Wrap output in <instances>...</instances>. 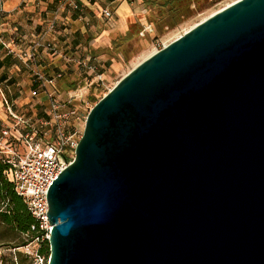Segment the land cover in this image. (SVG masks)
<instances>
[{
    "label": "water",
    "instance_id": "obj_1",
    "mask_svg": "<svg viewBox=\"0 0 264 264\" xmlns=\"http://www.w3.org/2000/svg\"><path fill=\"white\" fill-rule=\"evenodd\" d=\"M46 198L47 264H264V0L122 75Z\"/></svg>",
    "mask_w": 264,
    "mask_h": 264
},
{
    "label": "built area",
    "instance_id": "obj_2",
    "mask_svg": "<svg viewBox=\"0 0 264 264\" xmlns=\"http://www.w3.org/2000/svg\"><path fill=\"white\" fill-rule=\"evenodd\" d=\"M65 3L73 9L79 7L75 0H64L60 6H64ZM0 13H3L1 4ZM102 14L107 19L112 15L106 8L102 10ZM56 19L55 14L48 20L50 29L54 28ZM4 25L9 31L12 27L7 23L0 24V43L8 48L3 37ZM152 33L151 24L141 25L139 31L141 36H150ZM165 45L163 42L154 45V52ZM43 48L58 53L52 42L35 37L28 53L24 55L25 57H20L26 66H30V70L41 83L39 87L30 91V101L25 104L29 107L40 105L38 111L29 112L28 109L25 113L19 111L18 102L12 96L11 86L7 81L0 80V163L5 167L3 171L5 178L13 185L14 191L23 199L35 219L37 228L42 233L40 239L48 240L51 224L46 215L47 190L61 170L72 161L81 136V130L77 125L86 116H82L73 105L75 91L64 96L58 88L57 82L63 75L62 71H58L52 77H46L35 67L40 56L39 50ZM8 53L13 51L8 48ZM77 62L87 71L95 72L96 65L91 62V56L78 59ZM95 76L101 79L102 74L95 73ZM40 91L43 92V98L38 95ZM31 229H35V225H32ZM40 239L36 237L24 246L28 248ZM24 252L29 254L31 264L48 262V257L39 251V245L32 251L26 249Z\"/></svg>",
    "mask_w": 264,
    "mask_h": 264
},
{
    "label": "crops",
    "instance_id": "obj_3",
    "mask_svg": "<svg viewBox=\"0 0 264 264\" xmlns=\"http://www.w3.org/2000/svg\"><path fill=\"white\" fill-rule=\"evenodd\" d=\"M64 0H0L3 13H0V24L7 23L12 27L9 31L5 25L3 37L8 48L25 55L32 46L34 38H41L52 42L58 53L48 49L39 50V59L36 68L46 77H52L58 71L63 75L58 79L57 86L63 88L71 79L79 78L81 66L78 59L91 56L94 62V49L103 43L109 42L110 31L126 30L128 19L142 16L146 12L144 0H75L77 9L71 8ZM111 11L107 19L102 10ZM56 14L57 19L53 29L49 28L48 20ZM105 21H103V18ZM12 29L15 34L12 35ZM12 31V32H11ZM13 37V38H12ZM13 39V40H12ZM8 48L0 43V61L8 55ZM11 55V56H10ZM23 57V56H22ZM34 68V67H32ZM20 68L14 60L9 64L4 62L0 66V80L7 81L13 91V97L21 104V112L38 111L41 106L25 105L30 101V95L24 92V86L30 84L33 88L41 85L33 73L28 71L18 73ZM43 98V92L38 94ZM24 108V109H23Z\"/></svg>",
    "mask_w": 264,
    "mask_h": 264
},
{
    "label": "rangeland",
    "instance_id": "obj_4",
    "mask_svg": "<svg viewBox=\"0 0 264 264\" xmlns=\"http://www.w3.org/2000/svg\"><path fill=\"white\" fill-rule=\"evenodd\" d=\"M232 1L234 0H198L195 4L191 5V10L188 13V16L178 21L177 19L175 20L167 18L165 21L168 22V24L160 26L150 23L148 11L144 12V18L141 15L134 16L131 21H138L140 25H152L153 33L150 36H141L139 33L134 36L128 43L127 55L119 53L118 56L112 58H109L106 54L97 55V58L94 60L96 65L95 72H89L85 68L81 67V69L78 70L79 78L71 79L69 82H67V84H65L63 88L59 86L58 88L64 96L71 91H75L76 98L73 100V105L78 109V112H80L82 116H86L89 109L94 105L91 102L92 95L99 99L122 75L131 69L137 62L142 60L147 54L153 52L154 45L159 43L161 44L162 42H170L172 38L174 39V37L177 35H181L185 28L196 24L206 16L210 15L212 12L222 8ZM103 21H105L104 18ZM122 30V32H125L124 28ZM107 45H109V42L101 44V46ZM12 54L15 57L13 60L18 63L20 68L18 73L25 71L33 73V71L30 70V66L28 67L22 62L20 57L25 56L22 55L21 52L15 50ZM95 73H101V79H98L95 76ZM73 85L77 87L74 90L71 89ZM32 89L33 87L30 84H26L23 90L29 95ZM17 109L22 110L20 103H18ZM24 110L25 113L26 109ZM84 120L85 119L82 118L77 125L81 132L84 125ZM0 206L4 208V205ZM21 240H27V236L23 233H18V235L10 242V244L0 245V264H15L16 260L20 264L18 252L23 255V264H30L29 254H27L28 257H25L24 251L26 249L29 251L34 250L37 246L36 242H33L28 248L23 245L16 246L18 248H15L16 250H14L13 245H18Z\"/></svg>",
    "mask_w": 264,
    "mask_h": 264
},
{
    "label": "trees",
    "instance_id": "obj_5",
    "mask_svg": "<svg viewBox=\"0 0 264 264\" xmlns=\"http://www.w3.org/2000/svg\"><path fill=\"white\" fill-rule=\"evenodd\" d=\"M198 0H144L146 4V11L150 16V23L157 26L168 24L165 20L177 19L182 20L188 16L191 5L195 4ZM132 17L128 19L129 25L125 32L118 29L109 32V45L99 46L94 49V56L106 54L109 58L118 56L119 53L127 55L128 43L131 39L136 36L141 25L138 21H131ZM172 25V24H171ZM6 55L1 61L0 66L7 62L8 64L12 62ZM77 87L73 85L71 89H76ZM98 98L93 95L91 97V102L94 104ZM5 167L0 163V205H4V208L0 206V245L10 244L12 240L18 235V233H23L27 236V240H21L18 245H13L14 250L19 245H27L31 243L36 237L42 234L38 230L36 221L27 209L23 199L17 195L13 189V185L5 178L3 171ZM35 225V229H31V226ZM39 245V251L48 256L49 253V243L47 239H40L36 242ZM20 258V264H23L22 254L18 252ZM25 257L28 255L25 253ZM30 264L31 258L29 257ZM15 264H19L17 260Z\"/></svg>",
    "mask_w": 264,
    "mask_h": 264
},
{
    "label": "bare ground",
    "instance_id": "obj_6",
    "mask_svg": "<svg viewBox=\"0 0 264 264\" xmlns=\"http://www.w3.org/2000/svg\"><path fill=\"white\" fill-rule=\"evenodd\" d=\"M225 6H226V5H225ZM223 7H224V6H223ZM220 9H221V8H220ZM218 10H219V9H218ZM216 11H217V10H216ZM214 12H215V11H214ZM214 12H212V13H214ZM212 13H211V14H212ZM208 16H209V15H208ZM206 17H207V16H206ZM203 19H204V18H203ZM194 25H195V24H194ZM192 26H193V25H191V26L185 28L184 32L187 31V30H188L190 27H192ZM178 36H179V35H177L176 37H178ZM176 37H174V39H175ZM172 40H173V38H172ZM167 43H169V42H165L164 44H167ZM153 52H154V51H153ZM153 52H150V53L147 54L145 57H147L148 55H150V54L153 53ZM145 57H144V58H145ZM144 58H143V59H144ZM140 61H141V60H140ZM140 61H139V62H140ZM137 63H138V62H137ZM137 63H136V64H137ZM136 64H135V65H136Z\"/></svg>",
    "mask_w": 264,
    "mask_h": 264
}]
</instances>
